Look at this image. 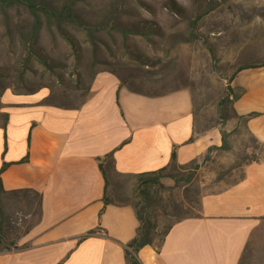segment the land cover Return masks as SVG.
<instances>
[{
  "label": "crops",
  "instance_id": "0c3cea01",
  "mask_svg": "<svg viewBox=\"0 0 264 264\" xmlns=\"http://www.w3.org/2000/svg\"><path fill=\"white\" fill-rule=\"evenodd\" d=\"M230 85L241 90L231 102L234 119L245 116L244 127L264 145V66L239 71ZM46 97L0 92V169L7 163L0 206L5 214L10 194L39 197L37 222L0 251V264H126L125 244L140 222L128 200L105 202L111 180L119 176L127 188L129 178L172 164L174 149L175 164H190L220 146L231 126L198 130L189 88L146 94L109 70L95 73L78 106ZM138 257L142 264H264V159L204 192L196 214L173 222Z\"/></svg>",
  "mask_w": 264,
  "mask_h": 264
},
{
  "label": "rangeland",
  "instance_id": "374dc122",
  "mask_svg": "<svg viewBox=\"0 0 264 264\" xmlns=\"http://www.w3.org/2000/svg\"><path fill=\"white\" fill-rule=\"evenodd\" d=\"M34 1L57 9L69 5L89 29L43 11L36 17L21 2L0 7V92L43 90L45 102L74 107L89 96L95 73L109 70L132 90L189 88L198 130L230 123L223 131L227 149L207 151L187 165L170 164L147 183L136 176L126 188L119 176L111 180V200H128L142 211L154 226L155 243L173 222L199 211L204 192L234 182L246 163L264 159V145L234 119L230 98L234 71L264 62V0ZM5 200L0 247L14 248L38 220L39 197L22 192Z\"/></svg>",
  "mask_w": 264,
  "mask_h": 264
},
{
  "label": "trees",
  "instance_id": "16d2710c",
  "mask_svg": "<svg viewBox=\"0 0 264 264\" xmlns=\"http://www.w3.org/2000/svg\"><path fill=\"white\" fill-rule=\"evenodd\" d=\"M13 2H21V3L25 4L30 9V11L33 12L34 15H36V17L38 16V11H43L48 16V18H54L57 21H60L62 19L75 20V21H78L80 25L85 26L89 29V25L87 23H85L84 21L79 20L76 17V15L71 11L69 5H67V4H64L63 6H61L60 8L57 9V8H54L51 6H46V5L36 3L34 0H0V7L3 10V8L12 4ZM260 66H264V62L263 63L246 64V65L239 66L234 71L232 76L230 77V83L239 71L246 69V68H253V67H260ZM230 89H231L230 98H232V101H233V99H236L239 97L241 90L238 88L239 92H236L237 88L235 89L231 85H230ZM135 91L150 94L148 92H144V91H140V90H135ZM252 114L253 113H250V114L246 115V117H249ZM238 117L241 119L245 116L241 115ZM222 136H223L222 137V144L220 146H215V145L211 146L208 149L209 152L211 150L217 149V148H219V149H227L228 148V142H227L225 132H222ZM175 158H176V152L174 149L172 151V164H175ZM6 166H7V163H4L2 168L0 169V173L5 169ZM165 168L166 167H163V168L156 170V171L141 173V174L137 175V178L142 183L143 182L147 183L145 181L150 179L151 176L160 174ZM4 192H5V190H4V187L2 184V180L0 178V196ZM0 200H1V197H0ZM104 200L106 203L111 202V199H108L107 197ZM136 215L138 217L140 224H139L138 230L136 232V235L129 242H127L125 244L126 264H142V262L140 261V259L138 257V251L143 246H145L147 244H153L155 241L154 226L152 225L151 221L145 220V217H144L142 211H138L137 209H136ZM3 223H4V212L0 206V246L4 243ZM170 227H171V225L167 228L165 234L168 232ZM93 231L94 230H91L89 233H92ZM10 249H11L10 247H6V246L0 247V251L10 250Z\"/></svg>",
  "mask_w": 264,
  "mask_h": 264
}]
</instances>
